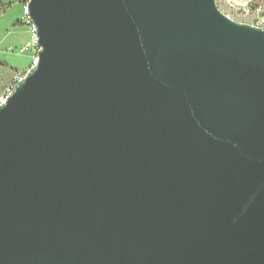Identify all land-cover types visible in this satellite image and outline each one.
Segmentation results:
<instances>
[{"label":"water","instance_id":"95a60500","mask_svg":"<svg viewBox=\"0 0 264 264\" xmlns=\"http://www.w3.org/2000/svg\"><path fill=\"white\" fill-rule=\"evenodd\" d=\"M0 106V264H264V29L216 0H27Z\"/></svg>","mask_w":264,"mask_h":264},{"label":"built area","instance_id":"2783aa9c","mask_svg":"<svg viewBox=\"0 0 264 264\" xmlns=\"http://www.w3.org/2000/svg\"><path fill=\"white\" fill-rule=\"evenodd\" d=\"M218 10L223 8L220 13L228 17L231 21L241 23L244 25H250L257 29H264V0H216ZM23 10L26 12L25 7ZM31 44L35 47V35L31 29ZM36 59L34 60V62ZM22 77L16 79L19 81ZM13 87L0 94V106L7 100L8 94Z\"/></svg>","mask_w":264,"mask_h":264},{"label":"rangeland","instance_id":"374dc122","mask_svg":"<svg viewBox=\"0 0 264 264\" xmlns=\"http://www.w3.org/2000/svg\"><path fill=\"white\" fill-rule=\"evenodd\" d=\"M0 5H4V7L6 6L5 8H0V53H9V51H7V48L5 47V44L10 40L8 38H5V35L8 31L11 30V23H13L15 27H17V19L22 21V23L24 22L25 11L23 10V2L21 4L20 0H0ZM2 9H4L3 12ZM219 10L222 11L224 9L221 8ZM17 48L20 49L19 47ZM18 51L19 50H15L14 52ZM27 54H24V56H26ZM4 58L5 55H0V61L4 60ZM23 60H20L19 66L17 68L19 73L15 74V76L14 74L12 75L11 73L6 72L5 70H2L0 68V94L13 87L17 78L24 77L25 73H21V71H24L25 68H27L28 61L25 58H23Z\"/></svg>","mask_w":264,"mask_h":264},{"label":"crops","instance_id":"0c3cea01","mask_svg":"<svg viewBox=\"0 0 264 264\" xmlns=\"http://www.w3.org/2000/svg\"><path fill=\"white\" fill-rule=\"evenodd\" d=\"M16 23L17 27H15L13 23L10 24L11 30L8 31L5 35V38H8L10 40L5 44V47L7 48V51H9V53H0V55H5L4 60H1L0 62H3L7 65V67L0 68L2 70H5L6 72L11 73L12 75L14 74V76L15 74L19 73L17 68L19 66L20 60H23V58H25L28 61L27 68H25L24 71H21V73H25V71L33 65L36 57V49L32 47V44L30 42L31 27L26 19V16L23 23L18 19L16 20ZM17 47H19L20 49H18ZM15 50L19 51L14 52ZM24 54L27 55L24 56Z\"/></svg>","mask_w":264,"mask_h":264},{"label":"trees","instance_id":"16d2710c","mask_svg":"<svg viewBox=\"0 0 264 264\" xmlns=\"http://www.w3.org/2000/svg\"><path fill=\"white\" fill-rule=\"evenodd\" d=\"M23 2V8L26 6L27 0H20V3L22 4ZM6 7V6H5ZM4 5H0V8H5ZM4 9H2L3 12ZM30 25V24H29ZM0 66L2 67H7V65L3 62H0Z\"/></svg>","mask_w":264,"mask_h":264},{"label":"clouds","instance_id":"9594fccd","mask_svg":"<svg viewBox=\"0 0 264 264\" xmlns=\"http://www.w3.org/2000/svg\"><path fill=\"white\" fill-rule=\"evenodd\" d=\"M31 27V26H30Z\"/></svg>","mask_w":264,"mask_h":264}]
</instances>
